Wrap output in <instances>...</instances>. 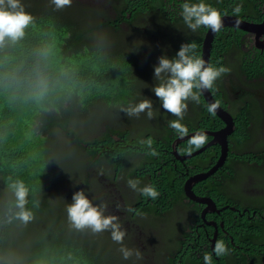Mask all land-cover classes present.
I'll return each instance as SVG.
<instances>
[{
	"label": "trees",
	"instance_id": "obj_1",
	"mask_svg": "<svg viewBox=\"0 0 264 264\" xmlns=\"http://www.w3.org/2000/svg\"><path fill=\"white\" fill-rule=\"evenodd\" d=\"M51 1L20 0L24 11L33 17V22L25 29L22 40L16 44L6 41L5 46L0 48V67L4 62L5 66L9 67L7 72H10L5 75L8 76L10 84L0 85V92L5 93L7 90L5 94H8L3 95L0 105H5V101L8 105L14 104L15 101H23L30 108L33 107V103L34 106L38 105L42 113L36 115L41 119L36 129L43 134L39 137L33 130L30 133H23L10 129V138L4 134L0 135V175L6 176L3 184L9 188L16 180L25 184L29 189L28 203L25 207L32 211L37 225L18 232L17 236L13 235L12 227L14 223L20 221L16 216L18 209L15 207V197H3L0 200V264H3L12 242L19 248L28 250L29 257L39 258L51 248L62 255V258L58 257L55 262L53 260L45 264H83L82 259L96 246L94 241L99 236L90 228L76 229L68 219L67 203H63V206L57 199H52L54 190L60 186L61 177L59 172L55 176H50V169L63 171V167L59 165L61 163L66 164L64 165L66 167H73L71 170L73 178L70 182L75 185L76 181H81L90 198L85 187L96 177L88 175L87 171L90 168L93 172L95 168L99 174L96 184L100 180L102 182H105V179L112 180L116 172H120L126 179L133 171L129 166L135 165L138 155L132 153L130 146H124L123 150L120 146L131 142L133 144L131 148L136 154L139 147H145L138 143L140 140L151 139L156 149L161 145L168 146L174 132L169 127V121L177 119L173 115L167 117L157 113L150 124L144 125L141 122L143 114L139 118L128 117L121 111L122 107L129 104L149 99L147 92L152 91L161 81L146 85L145 79H148L152 59L150 60L149 54H143L141 44L135 45L133 41L126 42L122 38L112 40L113 37L125 36L127 33L141 34L139 19L143 11L149 8L148 5L153 11L150 10V14H154L157 20L165 19L168 16L165 6L172 0H112V4L117 1V14L126 15L127 11L130 13L129 17L124 18L117 15L119 25L112 24L108 18L109 8L103 6L99 0L96 6L86 4L82 6L81 3L71 0L70 6L63 9H57L50 3ZM191 1L210 4L221 13L225 7L224 3H221L222 0H190L188 3ZM47 2L49 4L46 6ZM177 2L174 0L171 8L176 7ZM123 5H126V11L122 9ZM181 19L178 18L179 23ZM122 20L127 26L120 25ZM224 29L216 35L215 38L218 39L213 41L214 53L218 52L221 46L224 47L223 44L234 48L237 33L244 32L237 29L231 36L232 28L228 31L226 30L228 28ZM64 55L78 59L80 70L77 79L60 84L69 79L64 78L65 74L49 68V65ZM97 56L103 60L99 66L92 64ZM211 65L214 66L213 63ZM217 66L223 65L217 63ZM38 67L47 74L53 85L49 97L41 104L27 96L28 85L34 70ZM77 91L79 92L74 94ZM154 100L158 101L156 97ZM100 102L112 108L115 121L105 125L101 132L91 134L82 132V127L86 129L90 123L92 126L96 124L95 114L102 116L96 110ZM201 110V114H209L206 108ZM243 114L250 117L248 111L246 113L242 111L241 115ZM194 119L195 117H186L181 123L186 126L192 124ZM138 123L144 126H136ZM133 125L136 129L142 130L132 129ZM60 136H63V141L58 140ZM118 138L123 141L117 143ZM41 141L43 145L38 143ZM33 147L37 149V154L24 156V152ZM144 158L137 168L145 165L150 170L157 162L153 155L147 154ZM38 165L47 168L41 171L31 170ZM162 179L168 190V198L159 197L157 201L146 202L140 206L139 211L163 217L164 214H168V210H174L173 206L179 200V196H175L182 195V186L175 185L165 173L162 174ZM139 199L141 198L134 202ZM35 201H39L38 207H34ZM102 202L96 200L94 205L101 206ZM229 203L232 204L230 200ZM263 209L258 207L257 211ZM104 215H107L105 211ZM173 215H176L175 211ZM232 215L233 212L230 210L221 213L225 229L229 230L231 227L243 230L241 243L249 242L251 249L243 250L241 261L230 253L226 255L231 256L230 259L223 257L221 261L225 264H231V261L236 264H264V219H257L254 222L249 221L250 219L247 221L241 219L233 224ZM149 219L153 222L151 217ZM228 248L230 252L237 251L229 246ZM54 257L52 255L50 259ZM171 262L168 258L167 263ZM187 264L200 262L197 258L191 257Z\"/></svg>",
	"mask_w": 264,
	"mask_h": 264
},
{
	"label": "clouds",
	"instance_id": "obj_2",
	"mask_svg": "<svg viewBox=\"0 0 264 264\" xmlns=\"http://www.w3.org/2000/svg\"><path fill=\"white\" fill-rule=\"evenodd\" d=\"M191 2L188 3L186 1L179 6L181 20L191 31L195 32L199 28L204 27L207 29V32L211 30L215 33L214 36L216 37L224 27L234 28L230 25L223 26V14L212 7V5L204 2ZM50 3H53L57 9H63L66 6H70L71 0H52ZM45 4L47 6L49 2ZM232 11L238 15L242 11V5H237ZM32 22L33 17L24 11L20 0H0V48L5 46L6 41L16 44L22 40L25 35V29ZM195 49V43L181 44L173 58L160 56L158 63L154 65V68L151 67L148 75L149 82H152V84L157 80L161 81L152 91L158 101H160V106L167 113L177 117L176 120L169 121V127L181 139L189 136V129L181 123L185 114L189 117L187 111L189 107L193 106V104H201V97L203 96L206 99V95L210 94V90L214 88L215 82L222 75L230 71L229 68L224 67L225 65L219 61L213 62L214 66L209 64L202 58V53L201 57L200 54H196ZM210 51H213V42ZM44 55L46 57V53ZM68 56H60L53 64L49 65V68L65 74L64 78L69 79L67 82L60 84L69 83L77 79L80 70V68L74 70L60 65V62H63ZM102 61V58L97 56L92 64L99 66ZM224 62L227 65L230 64L229 60H225ZM217 63L223 66L218 67ZM8 70L9 67H6L3 62L2 67H0V85L9 83L8 76H5L10 73L7 72ZM52 88L53 85L49 77L38 67L34 70L33 77L28 85L27 96L37 104H41L49 97ZM79 91L74 92V94ZM5 93H7V90H5ZM5 93H1L0 100L8 95ZM212 99L215 101L214 98ZM220 106V101L216 100L207 104L206 110L212 116L217 115V111L221 112L223 116V111H227H222ZM24 107H28L29 114L33 113L30 129L35 131L39 137L43 135L40 130L36 129L41 120L36 115L41 114L42 110L38 109L34 111V103L33 107L30 108L23 101H15L12 105H8L5 101V105H0V135L4 134L7 138L10 137L9 132L6 134V131H10L14 127L17 122V112ZM121 111L128 117L139 118L141 114H145L149 120L155 118L151 99H144L139 103L129 104L127 107H122ZM217 117L224 121L222 117L218 115ZM7 119H12L13 124H6ZM224 123L225 126L216 133H213V136H216L217 139L220 138L221 141L223 140L226 143V148L217 140L214 141V143L220 144L221 152L216 162L206 171H199L197 168H194L193 163L189 159L195 155L191 154L192 152L199 150L208 142V137L203 131H192L186 147L181 150L188 155L178 157L175 154L178 160L170 161L163 165L158 170L153 183L148 182V186L139 188V180L133 179L129 175L126 179L124 178L128 180L127 185L130 189L138 191L141 196L145 197L144 203L153 200L157 201L159 197L168 198V190L162 179L163 173L170 177L175 185L182 186V195L175 196H179V200L173 206L174 210H168V214H164L163 217L157 216L158 221L157 218H152L153 222L149 218L142 219L139 222L134 220V218H126L124 219L126 222L124 226L122 222L120 223V219L122 218H119L117 214L112 212L114 209L111 210L107 201L104 202L106 206H96L90 201L87 193L84 192L83 183L79 180L75 182V185L72 182L68 185L72 188V191L79 189L73 193L72 203L67 207L69 221L76 229L90 228L95 233L109 231L112 241L120 245L119 252L124 260H129L133 256L137 259L141 258V254L137 250L140 247L139 244L134 243L132 245L133 249L128 248L124 244L128 237V230L133 228V230L139 229L147 234L146 239L149 247L150 240H155L151 248L159 255L161 264H173V262L187 264L191 257L197 258L200 264H225L221 261V258L230 259L232 255L238 261H241L243 250L251 249V246L248 245L249 242L241 243L242 233L234 235V240L237 244L245 246L243 249H237L235 246L228 244L231 231L230 229H225V221L221 219V213L230 210L233 212V215L239 214V209L243 205L242 193H247L245 196L248 197V201L251 203L249 206V221L254 222L257 219H264V209L260 212L257 211L258 207L264 208V174L263 169L256 168L254 162L249 164L243 159L235 160L234 157L229 159L233 163L232 168L227 170L220 169L226 161L229 150L228 136L235 130L233 120L232 122L229 121L228 126L225 121ZM228 132L230 133L227 134ZM234 140L240 145L245 142V137L241 133H236ZM138 143L145 146L147 150L146 154L153 156L158 154L153 147L151 139L140 140ZM262 165L264 166V159L260 166ZM5 177L2 178L3 181ZM200 185H204L202 188L206 187L209 189L208 194H201L197 191ZM2 189H12L15 196V207L18 209L16 213L17 218L25 224L31 221L33 213L25 207L28 203L27 197L29 194V189L25 184L20 180H16L10 184V188L4 186ZM3 197L7 198L10 196L3 195ZM229 200L232 204L229 203ZM113 201L118 200L114 199ZM223 204L228 205L223 206ZM137 205L140 207L143 204L139 203ZM38 206L39 201H35L34 207ZM116 206L119 208V205ZM176 209H180L184 215H173ZM104 211L111 215H104ZM127 211L133 212L134 209H127ZM255 212H259V214ZM208 213H215L219 218L213 215L208 216ZM233 215L231 216L232 220ZM209 218L215 221H209ZM194 239H197V242L201 243L202 246H195ZM62 245L64 244L62 243ZM228 246L237 251L230 252ZM229 253L231 256H226ZM52 255L55 257L50 259ZM168 258L171 259V263H167ZM53 260L55 262V260H58V257L56 256V251L51 248L47 252L43 264L52 262ZM148 264L157 263L149 261ZM231 264L236 263L231 261Z\"/></svg>",
	"mask_w": 264,
	"mask_h": 264
},
{
	"label": "flooded vegetation",
	"instance_id": "obj_3",
	"mask_svg": "<svg viewBox=\"0 0 264 264\" xmlns=\"http://www.w3.org/2000/svg\"><path fill=\"white\" fill-rule=\"evenodd\" d=\"M178 1L174 8H171V4H174V0L171 3H167L165 6V11L168 16L163 20H157L154 14H150V8H146L140 16V24L142 28L141 34H130L127 33L125 36H116L112 40L122 38L123 41L130 42L133 44H141V49L144 55H150V66L154 68V65L158 63V58L160 56H166L168 58H173L176 52L179 50L181 44L184 43H195L196 54L202 53L203 40L207 33V29L204 27L199 28L197 31L193 32L190 29L178 27L180 16V5L184 2H189L190 0H176ZM233 1V2H232ZM103 6L108 7V18L113 25H119L117 15L120 18L129 17L130 13L127 11L126 15L121 13L117 14L116 8L118 6L117 1L112 4V0H99ZM192 3V2H191ZM225 7L222 9L223 15L233 16L235 18L253 22L261 23L264 20V0H222ZM237 5H242V11L237 15L234 14L232 9ZM126 5L122 6L123 11H126ZM151 12H153L151 10ZM183 21V20H181ZM121 26H127L125 21L120 22ZM124 27L123 30H124ZM225 28V27H224ZM221 31H224L225 29ZM226 29L227 31L229 30ZM233 32L230 33L232 36L237 31L236 28H232ZM138 36L139 40H132V36ZM194 35V36H193ZM256 34L246 32H238L235 38L236 44L235 49L230 48V46H221L218 52L213 53L210 51L208 63L211 64L215 61L223 63L230 69V71L222 75L214 84V88L210 90V94L214 100H219L221 103L220 109L227 111L235 124L234 132L228 136L229 150L227 153L226 161L221 166L220 169L227 170L233 167V163L229 161L230 158L235 160H245L249 164L254 162L260 165L261 161L254 160L250 158L252 156L261 157L262 161L264 159V35L255 41ZM218 38L212 37V42ZM222 40L224 38L221 37ZM225 60H229L230 64H225ZM209 104L204 97H201V104H193L187 110L189 117H195L192 124H187L186 127L189 129V135L193 132L203 131L208 137V142L199 150L192 152L195 154L189 160L193 163V167L197 168L199 171H206L210 166H212L218 159L221 146L219 143H214L217 140L213 133L221 130L225 123L217 115H203L201 108H206ZM248 111L250 117L241 115V112ZM236 133H241L245 137V142H250L245 149L239 150L238 143L234 140L236 138ZM173 139L170 141L168 146H160L155 155L157 160L156 164L149 170L145 165L137 168V166L145 160L144 156L147 155L145 147H139L138 154H136L131 148L133 144L131 142H126L123 146H120L123 150L124 146H130L133 154L138 155L137 161L134 166H129L133 171L129 176L133 179L139 180V188L148 186V182L154 181L158 170L170 161H176L178 158L176 156H186L181 150L186 147L187 141L190 137L179 138L172 133ZM123 141V139L117 140V143ZM175 143V144H174ZM163 144V140H162ZM121 145V144H120ZM175 152V153H174ZM176 154V156H175ZM242 154V156L240 155ZM137 168V169H135ZM127 169V171L131 170ZM93 170V169H92ZM126 171V172H127ZM128 180H124V176L120 172L114 174L112 180L106 179V189L110 192L108 195L112 196L118 201L106 200L108 206L111 207L112 212L117 214L119 218H134L138 222L142 219H147L149 217L156 219L157 215L141 212L139 211V206L137 204H144L145 197L141 196L138 191H133L127 185ZM207 181V180H206ZM205 182V181H204ZM204 185H200L197 191L201 194H208L209 189L202 188ZM202 188V189H200ZM237 194V193H236ZM247 193H242L243 205L239 209V214L233 215V224H236L237 220L244 219L248 220L249 206L251 203L248 201V197L245 196ZM137 198V202H134ZM113 199V200H114ZM239 202V201H238ZM116 205H119L117 208ZM129 205V207H127ZM228 205V204H223ZM127 209L134 211L129 212ZM209 215L217 216L215 213H208ZM218 217V216H217ZM219 218V217H218ZM136 221V222H137ZM209 221H215L209 218ZM219 221V220H218ZM135 222V223H136ZM231 233L229 234L228 244L235 246L237 249H243L245 246L239 245L234 240V235L241 234L242 231L229 227ZM195 246H202L201 243L194 239ZM225 242H227L225 240ZM193 246V245H192Z\"/></svg>",
	"mask_w": 264,
	"mask_h": 264
},
{
	"label": "rangeland",
	"instance_id": "obj_4",
	"mask_svg": "<svg viewBox=\"0 0 264 264\" xmlns=\"http://www.w3.org/2000/svg\"><path fill=\"white\" fill-rule=\"evenodd\" d=\"M75 1L81 3L82 6H85L84 4L90 5V6H96V4H97V0H75ZM178 27L185 28V30L189 29V28H187V26L184 24L183 21H181L179 23ZM132 40L137 41V40H139V37L133 35ZM60 65L66 66V67H68L70 69H74V70L79 69L78 59H76L75 57H71V56H68L63 62H60ZM134 78H136V77H134ZM145 82L147 83L146 85L152 84V82L151 83L149 82V79H145ZM147 95H148V98L151 99V101L153 103V111L155 112V115H157V113H160L161 115H166L167 117L172 116L171 114L167 113L160 106V101L154 100L155 94L153 91L149 90L147 92ZM188 105H189V103H188ZM98 106L99 107L96 108V110L99 112L98 114L99 115L102 114V116H96V114H95L96 124L94 126H92V123L89 122L90 124L86 127V129L84 127L81 128L82 132L86 131L88 134H91L92 132H95V133L101 132L105 125L111 124L112 122L115 121L114 120V114L112 112V108L107 107L102 102H100L98 104ZM38 109H40V108L38 105H36L34 107V111H36ZM186 115L187 114H185L183 121L186 120V117H187ZM32 117H33V113L29 114L28 107H24V108L20 109L16 115L17 122L14 125V127L12 128V130L13 131H19V132L23 131V133H30ZM141 122L144 125H148V124H150L151 120L147 119L146 115L143 114ZM6 124H13L12 119H7ZM143 124L138 123L136 126H139V125L144 126ZM131 128L136 129L134 127V125ZM145 129H148V128L145 127ZM136 130H138V129H136ZM141 130H138V131H141ZM8 132L9 131L7 130L6 134ZM33 139H36V138H33ZM58 140L63 141V136H60L58 138ZM38 143L43 145V141L38 142ZM249 143L250 142L241 143L239 145V150L245 149ZM33 154L34 155L37 154V149L34 147L30 148L29 150H26L24 152V156H26V157L33 155ZM240 155L242 156V154H240ZM250 159L252 161L257 159V160L261 161V163L263 162L262 158L260 156L257 157L256 155L252 156ZM20 161H21V157H20ZM55 165H57V162L55 163ZM59 165L61 167H63V171H61V170L58 171V170H55L52 168L49 171L50 176H55L59 172V175L61 177L60 186L54 190V192H53L54 197L52 199H57L62 205H63V203L66 202L67 206H69L72 203L73 193L78 191L79 189L72 191V188H70L68 186L70 184V180L73 178L72 173H71V170L73 167H71V168L66 167V166H64L66 164H62V163ZM46 168L47 167H45L43 165H38L36 167H32L31 170L36 171L38 169L41 171V170H44ZM256 168H262L263 174H264V166L263 165L260 166V165L256 164ZM94 171H95V173L93 172L92 168H90L87 171L88 175L94 174V176H96V177L94 178L92 183L87 185L85 188L88 191L89 197L91 196L89 199L93 204H94V202H96V200H99V201H103L102 202L103 205L106 206V204L104 203L106 201V199L113 201L114 198L111 195L110 196L108 195L110 192L106 189L104 181L102 182L100 180L98 182V184H96V180L98 179L99 174H98L96 169H94ZM2 178L3 177L0 175V199L2 198L3 195H9L10 197H15L12 189H9V190L2 189L5 186L3 184ZM73 189H75V188H73ZM84 192H86V191H84ZM105 208H107V207H105ZM175 212L178 216L184 215V213L180 209H176ZM107 215H111V214L107 213ZM121 222L125 226L126 222L123 218L120 219V223ZM36 226L37 225H36V222L34 221V218L26 224L20 220L19 223H14V225L12 227V234L18 235V232L24 231L25 229H28V228H34ZM128 231H129V232H127L128 237L126 238L124 244H125V246H127L130 249H133L132 245L134 243L139 244L140 247L137 250L141 254L140 259H137L135 256H133L129 260L122 259L121 254L119 252L120 245H118L112 241L111 234L109 231H105V232H101V233H96V235L99 236V238L94 241V242H96V246H94L93 250L90 252V254L86 258L82 259V263L83 264H148V262L151 261V262H156L157 264H161L159 261V255L151 248L153 246V243L155 240H150V242H149L150 247H149L148 243H147V239H146L147 234H145L142 230H139V229L133 230V228H130ZM46 255H47V253L42 254L39 258L33 257V256L29 257V251L28 250L21 249L17 245H15V243L12 242L11 246H10V251L7 254V256L3 259V263L4 264H43L44 258ZM56 256L62 258L61 254L56 253Z\"/></svg>",
	"mask_w": 264,
	"mask_h": 264
},
{
	"label": "water",
	"instance_id": "obj_5",
	"mask_svg": "<svg viewBox=\"0 0 264 264\" xmlns=\"http://www.w3.org/2000/svg\"><path fill=\"white\" fill-rule=\"evenodd\" d=\"M222 20H223V26L230 25V26H233L234 28L242 29L244 31L256 34L255 41H257L258 38H261L262 35H264V20L261 23H253V22H247V21L235 18L233 16H225V15H222ZM214 34L215 33H213L211 30H208V32L206 33L204 40H203L202 58L207 62L209 59L210 49H211V45H212L211 39L214 36ZM206 99L209 102V104L212 102H215V101H213V99L211 98V95L209 93H208V95H206ZM216 113L219 117L223 118V120L226 122L227 126L229 125V121L232 122L231 116L227 112L223 111L224 117L222 116L221 112L217 111ZM229 133L230 132H228L227 134H229ZM190 136L191 135H189L188 137H190ZM217 141L220 144H222L223 147L226 148V143H224L223 140L221 141V139L219 138V139H217Z\"/></svg>",
	"mask_w": 264,
	"mask_h": 264
}]
</instances>
